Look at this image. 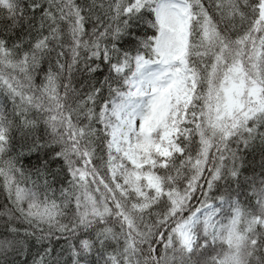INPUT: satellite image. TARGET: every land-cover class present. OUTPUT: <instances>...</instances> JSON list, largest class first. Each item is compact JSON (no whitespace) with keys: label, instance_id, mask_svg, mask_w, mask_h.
<instances>
[{"label":"snow or ice","instance_id":"snow-or-ice-1","mask_svg":"<svg viewBox=\"0 0 264 264\" xmlns=\"http://www.w3.org/2000/svg\"><path fill=\"white\" fill-rule=\"evenodd\" d=\"M0 264H264V0H0Z\"/></svg>","mask_w":264,"mask_h":264}]
</instances>
